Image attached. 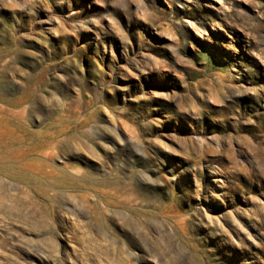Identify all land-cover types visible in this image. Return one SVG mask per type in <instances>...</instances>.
Masks as SVG:
<instances>
[{"label": "rangeland", "instance_id": "374dc122", "mask_svg": "<svg viewBox=\"0 0 264 264\" xmlns=\"http://www.w3.org/2000/svg\"><path fill=\"white\" fill-rule=\"evenodd\" d=\"M0 264H264V0H0Z\"/></svg>", "mask_w": 264, "mask_h": 264}]
</instances>
